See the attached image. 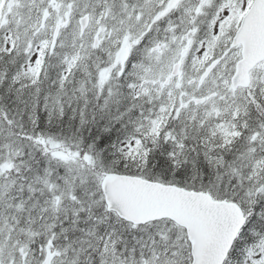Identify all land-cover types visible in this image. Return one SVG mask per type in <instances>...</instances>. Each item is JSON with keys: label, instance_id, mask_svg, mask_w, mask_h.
Segmentation results:
<instances>
[{"label": "snow or ice", "instance_id": "6c2138e0", "mask_svg": "<svg viewBox=\"0 0 264 264\" xmlns=\"http://www.w3.org/2000/svg\"><path fill=\"white\" fill-rule=\"evenodd\" d=\"M0 264H264V0H0Z\"/></svg>", "mask_w": 264, "mask_h": 264}]
</instances>
